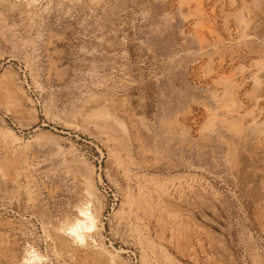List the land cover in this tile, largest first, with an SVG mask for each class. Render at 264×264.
<instances>
[{"label":"rangeland","instance_id":"374dc122","mask_svg":"<svg viewBox=\"0 0 264 264\" xmlns=\"http://www.w3.org/2000/svg\"><path fill=\"white\" fill-rule=\"evenodd\" d=\"M201 2L0 0V264H264V134L211 117L264 121V0Z\"/></svg>","mask_w":264,"mask_h":264},{"label":"bare ground","instance_id":"6f19581e","mask_svg":"<svg viewBox=\"0 0 264 264\" xmlns=\"http://www.w3.org/2000/svg\"><path fill=\"white\" fill-rule=\"evenodd\" d=\"M193 1L196 3L197 13L202 14V2H201L202 0H193ZM235 18L240 23L245 22L244 17L242 16V14L240 12L235 14ZM202 27L205 28L206 30H208L210 33H216L214 31V28L211 25H201V28ZM196 34H197V31H196ZM197 40H198L199 45H201V47H202V45L204 46V45L208 44V41L206 42V39L200 33L197 34ZM263 63L264 62H262L261 64L256 63V65L259 67V70H264V64ZM254 78H255V88H256L255 91L256 92H254V94H251L252 97L257 94V92L260 90L259 88H261L263 85V83H262L263 80L259 77V74L256 75V77H254ZM221 81H222V83H225L224 79L220 80L219 83ZM227 82H228V85L230 86V88L232 87V85L235 84L232 78H229V80ZM225 91H224V94H225ZM227 92L231 93V91H227ZM215 98H217V97H215ZM223 98H224V95H223ZM226 100L229 102L228 98H226ZM224 102H226V101H224ZM232 103H235V102L232 101ZM218 104H219V102H218ZM222 106H223V108H219L220 110L222 109L221 110L222 113L219 114L218 113L219 109H218V111L216 113H218L219 115H216V114L211 115L212 121L215 120L220 125H222L224 127V129L227 130V132H229L234 138H236L238 140V142L240 141V143L241 142H248L249 143V142L255 140L256 137L259 136L260 134H264V121H262V123H259V125H257V126H255L254 125L255 123H254L253 126L250 125L252 127L242 128L241 127L242 125H239V123L236 121L238 119L237 112H236L238 110V108H237L238 106L236 107L234 104L233 105L230 104V102L221 105V107ZM213 113H215V112H213ZM238 115H239V113H238ZM260 136H262V135H260ZM235 142H237V141H235ZM255 142H256V140H255ZM252 143L253 142H251L250 144H252ZM242 145H245V144H242ZM87 193L91 196L92 195L91 189L87 188ZM92 207H93V203L90 200H87L86 202L81 203L78 206V209L75 213L73 220L68 225H66V226L61 225L60 227H57V229L63 231V233L65 235H67L69 238H72L73 241H75V243L77 245H79V246H87V245L90 246L91 245V246L96 247L97 249L102 250V252L105 253L107 250H105L102 247L103 246V240H102L103 237H101L102 234L99 231V229H100L99 228V219H98L97 215L94 213L95 211H93L94 209ZM108 253L110 254L109 257L111 259V264H116L115 259H114V254L110 251ZM45 260H46V257H44V255L35 251V249H33V247L30 246L29 248H27L25 250V255L22 257L21 263L22 264H44Z\"/></svg>","mask_w":264,"mask_h":264},{"label":"built area","instance_id":"2783aa9c","mask_svg":"<svg viewBox=\"0 0 264 264\" xmlns=\"http://www.w3.org/2000/svg\"><path fill=\"white\" fill-rule=\"evenodd\" d=\"M37 103L40 104V100L37 98ZM125 253L129 257L131 264H139L138 257L136 255V252L134 250L127 249L125 250Z\"/></svg>","mask_w":264,"mask_h":264}]
</instances>
